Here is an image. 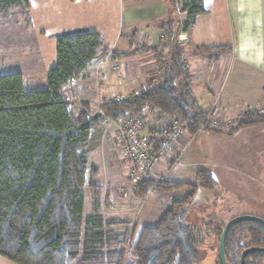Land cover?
I'll list each match as a JSON object with an SVG mask.
<instances>
[{"label":"trees","instance_id":"16d2710c","mask_svg":"<svg viewBox=\"0 0 264 264\" xmlns=\"http://www.w3.org/2000/svg\"><path fill=\"white\" fill-rule=\"evenodd\" d=\"M30 1L0 0V21L10 20L18 11L29 21ZM173 3L187 14L184 32L206 13L203 0ZM173 25H165L169 42L161 50L171 46L172 53L157 56L159 79L131 99L102 101V109L115 121L132 114L143 115L147 121L159 111L192 134L203 124L183 51L171 43ZM56 39L57 61L47 73L45 87L30 88L19 72L0 75V257L14 264H195L202 256L200 239L197 228L186 220L196 192L217 189L213 174L200 170L194 184L144 181L134 192L140 199L154 191L188 192L164 206L158 221L142 228L135 238L130 236L129 218L105 216L103 189L93 181L99 171L87 158L93 124L83 126L87 114L95 110L83 101L70 105L67 98L72 94L67 93L110 50L100 34L87 30ZM199 50L202 55L219 50L232 53L223 47ZM263 124L264 117L246 114L238 119L236 129L226 133ZM204 131L223 132L209 126ZM86 189L93 193L91 215L85 214ZM261 220H242L229 227L224 251L228 264H240L246 249L252 250L245 264H264Z\"/></svg>","mask_w":264,"mask_h":264},{"label":"crops","instance_id":"0c3cea01","mask_svg":"<svg viewBox=\"0 0 264 264\" xmlns=\"http://www.w3.org/2000/svg\"><path fill=\"white\" fill-rule=\"evenodd\" d=\"M173 2L174 0H31L28 25L37 47L39 64L38 72H31L27 76L23 74L25 80L27 78V84L35 87L39 85L35 79L39 78L40 87H45L47 73L56 65L58 35L87 30L100 34L105 40L112 51V59L123 65L124 81L122 85H118L117 75L113 74L108 83L97 88L94 79L95 60L84 77L71 85L67 96L73 91L77 92L82 101L89 103L94 110V103L110 100L111 94H116L120 100L131 99L151 82L159 79L157 56L161 52H171V46L164 50L161 47L169 42V32L165 33V25L173 22L171 43L183 51L192 92L201 110L213 108L216 116L234 120L237 124L238 119L249 111L264 108V0H203L206 13L196 18L188 32L182 30V22L186 20L187 14ZM222 47L231 48L232 53L219 50L202 55L199 50ZM153 126L152 121L147 120L145 133L151 131ZM260 128L261 125L242 128L231 135L226 132H202L197 136H203L202 146L188 154L189 149L181 165L174 166L166 180L189 183L186 180L191 181L193 178L191 168H195L192 171L196 175V182L200 170L210 171L216 182L217 174L220 175L219 179L230 178L227 173L232 168L237 152L234 149L236 144H232L231 140L247 130L251 136L253 131ZM246 145L247 142L242 146ZM112 149V141L102 138L101 122L93 124L87 147L89 163L99 171L93 181L103 189V197L116 203L114 200L118 198V187L125 185L128 188L129 182L118 167ZM259 152L244 155V161L249 162L250 168L262 162ZM177 167L183 168V171L173 173ZM209 167L216 168V176ZM237 177L242 176L240 174ZM255 188L254 186L253 190L256 192L262 190V187ZM178 193L179 191L169 195L180 198L186 195ZM130 195L133 199L132 206L123 201L126 210L120 216L132 212L137 205L134 200L140 199L135 193ZM163 207L159 210L155 223L163 214ZM93 213V193L86 189L85 214ZM148 223L145 222L142 228L150 226ZM0 264L14 263L0 257Z\"/></svg>","mask_w":264,"mask_h":264},{"label":"rangeland","instance_id":"374dc122","mask_svg":"<svg viewBox=\"0 0 264 264\" xmlns=\"http://www.w3.org/2000/svg\"><path fill=\"white\" fill-rule=\"evenodd\" d=\"M38 64L37 47L33 34L29 29L27 16L18 11L10 20L0 21V75L19 72L27 76L31 72H38ZM25 81L28 83L27 78ZM40 81L39 78L35 79L36 84L39 85L29 87L34 89L42 88L40 87ZM149 119L152 121L151 114L147 120ZM261 127L260 130L253 131L254 133L251 136L249 134L250 131L247 130L242 132L238 138L231 140L232 144H236L234 149H237L236 157L232 164L230 163L232 171L230 170L227 173L228 177H231L219 179L220 175L216 173V168L209 167V170L211 169L215 176L216 174L218 176L217 189L208 191L200 188L196 192L193 203L189 207V215L186 220L188 226L197 228V237L200 239L199 249L202 256L195 264H222L219 253L220 236L218 233L223 231L224 225L230 220L240 215L264 219V124ZM199 137L190 148L188 154L195 152L198 147L202 146L204 139L201 135ZM245 142H247V145L244 147L242 145ZM258 152L262 155V162L260 165L256 163L250 168L249 162L244 161V155ZM194 169L191 168L193 175L191 181L190 179H184L191 184L196 183V175L192 171ZM200 169L207 168L200 167ZM178 171H183V168L177 167L173 173ZM240 174L242 177L238 178L237 176ZM254 186L257 189L262 187L261 192L254 191ZM187 192L188 190L183 189L178 194L183 195L187 194ZM179 198L180 196H170L160 191H154L143 199H135L134 202L137 205L134 210L128 214H123L131 221L130 236L135 238L145 222H149L150 226L153 225L155 223L154 220L159 216L161 207L165 206L164 208H167L172 200ZM132 200V195H130L124 202L132 206ZM112 201V199H109L107 202L113 203ZM117 201L118 198L114 200V202ZM103 214L112 217L104 210ZM133 233L134 235H132Z\"/></svg>","mask_w":264,"mask_h":264},{"label":"built area","instance_id":"2783aa9c","mask_svg":"<svg viewBox=\"0 0 264 264\" xmlns=\"http://www.w3.org/2000/svg\"><path fill=\"white\" fill-rule=\"evenodd\" d=\"M112 51L97 60L94 66V79L97 88L110 81L111 75H117L118 85L124 81L123 65L112 59ZM110 100L120 101L116 94L110 95ZM82 99L78 93L73 91L67 98L70 105L79 104ZM96 111L102 113L101 126L103 140L109 138L112 141L113 149L118 167L122 170L123 176L129 182V187L121 185L118 187V201L108 203L103 199V210L111 216H120L126 208L125 201L130 193H134L139 186L148 180L161 182L166 180L170 170L174 166L181 165L184 156L194 144L197 136L204 132L205 127L218 131H230L236 125L234 120H227L216 116L213 108L202 110L204 114L203 124L195 134L187 131L178 121L155 111L152 114V130L145 133L147 121L143 115H129L122 121H115L105 110L102 109V102L93 104ZM264 117V108L260 111H249Z\"/></svg>","mask_w":264,"mask_h":264},{"label":"water","instance_id":"95a60500","mask_svg":"<svg viewBox=\"0 0 264 264\" xmlns=\"http://www.w3.org/2000/svg\"><path fill=\"white\" fill-rule=\"evenodd\" d=\"M85 30H77V31H73V32H82ZM102 118V113L99 111H95L94 113H88L87 114V121L83 124V126H91L92 124L98 122L99 120H101ZM249 219H257V220H261L260 218H256L253 216H238L232 220H230L224 227L223 233L220 237V247H219V253H220V257H221V261L222 264H228L225 260V256H224V251H225V241H226V236H227V232L229 227L236 222L242 221V220H249ZM262 221V220H261ZM252 249H246L242 255H241V259H240V264H245L246 261V256L251 252Z\"/></svg>","mask_w":264,"mask_h":264}]
</instances>
